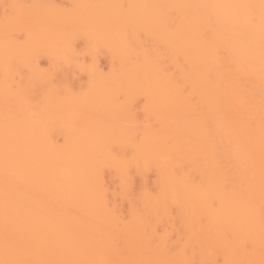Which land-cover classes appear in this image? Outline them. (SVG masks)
Returning <instances> with one entry per match:
<instances>
[{
	"label": "bare ground",
	"instance_id": "bare-ground-1",
	"mask_svg": "<svg viewBox=\"0 0 264 264\" xmlns=\"http://www.w3.org/2000/svg\"><path fill=\"white\" fill-rule=\"evenodd\" d=\"M261 4L0 0V264H261Z\"/></svg>",
	"mask_w": 264,
	"mask_h": 264
},
{
	"label": "snow or ice",
	"instance_id": "snow-or-ice-1",
	"mask_svg": "<svg viewBox=\"0 0 264 264\" xmlns=\"http://www.w3.org/2000/svg\"><path fill=\"white\" fill-rule=\"evenodd\" d=\"M261 6H262V8H264V0H262ZM5 264H16V262H14V261H7V262H5ZM261 264H264V261H262Z\"/></svg>",
	"mask_w": 264,
	"mask_h": 264
}]
</instances>
